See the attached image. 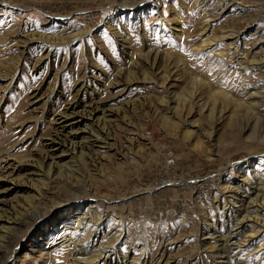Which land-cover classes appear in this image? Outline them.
Returning <instances> with one entry per match:
<instances>
[{"label": "rangeland", "instance_id": "obj_1", "mask_svg": "<svg viewBox=\"0 0 264 264\" xmlns=\"http://www.w3.org/2000/svg\"><path fill=\"white\" fill-rule=\"evenodd\" d=\"M246 214L231 264H264V0H0V264H229Z\"/></svg>", "mask_w": 264, "mask_h": 264}, {"label": "bare ground", "instance_id": "obj_2", "mask_svg": "<svg viewBox=\"0 0 264 264\" xmlns=\"http://www.w3.org/2000/svg\"><path fill=\"white\" fill-rule=\"evenodd\" d=\"M132 4H134V3H132ZM122 6H125V4L123 3ZM106 12H108V9H106ZM14 79H15V77L13 78V81H14ZM99 108H100V106L97 104V102H93V101L90 102L89 109H86L85 108L83 111L77 110L78 109V105H73L72 104V105H70V107L68 109H66L64 111H61L58 114H56L57 116H55V115H54V117L52 116L51 120H53L56 124H62L63 122L66 123V122H68L67 117L69 118L70 115L78 114L81 117H83L85 115L93 116L94 113ZM106 123H107V121H106ZM103 129H104V127H103ZM97 138H99V136H97ZM64 140L66 141V143L65 144H62L63 147H61L62 145L56 144V142H55L56 141V137L55 138H50V141L47 144H45L44 151L41 152L39 154V156H38V158L41 161L39 167L42 168V169H44V167H47L48 168V172L47 173H48L49 178L51 177V175L54 174V172H58L60 170L59 167H58V163L62 160V157L59 154V151L61 150V148H63L62 149L63 152L64 151H68V150H72L73 152H76V151H79V150L80 151H84V147L78 146L75 137H72V136L68 135L67 137H65ZM34 158H36V157L34 156ZM47 168H46V170H47ZM24 170H25L24 172H29V171H33V168H31V167H24ZM35 187H37L38 192H40V189L41 188L38 185H36ZM7 189H10V187L9 186L8 187H5L4 190H7ZM225 189H226L225 193L232 194V196L234 197L233 200H235V201L232 200L231 202L229 201L231 203V205H230V207L228 209L226 208L227 209L226 210L227 212H225V213H229L230 210L231 211H237V210H235V205L234 204L235 203H240V205H239V207H240V206H242V203L245 201V199L243 198V196L240 193V188H237L236 189L233 185L228 184L225 187ZM223 197H225V195L224 196H221V198H219V196H218L216 198V201H215L216 204L220 203L222 201V198ZM29 202H30V204L26 208V210L24 211L25 213L22 214V215H24V220H26V222L24 224H25V226L27 228V233H36L38 231V226L37 225H38L39 221L42 218L39 217V216H37V214H34V212L38 208L33 204V198ZM68 202H73V199L68 200ZM24 206H26V205H24ZM247 210H248L247 208L244 209L245 212H247ZM247 217H248V215L246 214V216H244L243 219L240 222H237L235 224L234 228L232 227L233 228L232 230H230V231H224L225 229L223 231L221 230L219 237H215V238H217L216 239V242L219 243V244H217V246H220V247H218V250L222 251L223 249H226L227 254L224 255V256H222V257H224L225 260L229 264H231V261H230L231 259H230V256H229V253H230L231 249L228 246H230L232 244H235L236 243V237L240 233H243V232H246L247 231L246 229L248 228V224L245 223V219ZM255 217L256 218H259L258 212H256ZM30 218H32V219H30ZM102 218L103 217L99 218V220H102ZM28 219H30V221H27ZM256 220H259V219H256ZM66 226L67 225H65V222H64L63 229H65ZM215 226H217V225H215ZM250 232H251V235H253L255 233L253 228L250 229ZM211 236H213V234ZM19 243H20V241L19 242L17 241V243H15L17 247H14L12 250H10V252H11L10 258L11 259H17V255H15V251L18 250L19 245H20ZM220 251H217V254H221ZM78 253H79V255H82V254H86L87 255V257L85 258V260H86V262H88V264H99L98 260L106 261V264H128L127 263L128 260L126 258L119 259L118 261H116L117 263H115L114 261H112V263H111V262L108 261V258H104L105 256H103V254L101 252H100L101 254L96 255V254H90L91 252H87L86 253V252L81 251L79 249L78 250ZM102 264H105V263L103 262Z\"/></svg>", "mask_w": 264, "mask_h": 264}]
</instances>
